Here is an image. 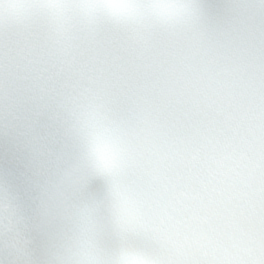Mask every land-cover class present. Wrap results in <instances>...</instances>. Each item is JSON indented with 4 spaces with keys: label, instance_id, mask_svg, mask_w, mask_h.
<instances>
[{
    "label": "snow or ice",
    "instance_id": "6c2138e0",
    "mask_svg": "<svg viewBox=\"0 0 264 264\" xmlns=\"http://www.w3.org/2000/svg\"><path fill=\"white\" fill-rule=\"evenodd\" d=\"M0 264H264V0H0Z\"/></svg>",
    "mask_w": 264,
    "mask_h": 264
}]
</instances>
